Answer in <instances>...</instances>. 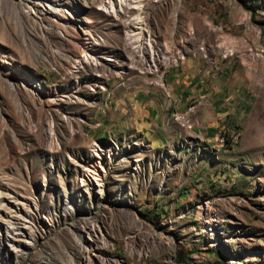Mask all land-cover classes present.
Returning <instances> with one entry per match:
<instances>
[{
    "label": "rangeland",
    "instance_id": "rangeland-1",
    "mask_svg": "<svg viewBox=\"0 0 264 264\" xmlns=\"http://www.w3.org/2000/svg\"><path fill=\"white\" fill-rule=\"evenodd\" d=\"M101 1L0 0V264H264V0H141L120 17ZM138 13L151 45L128 35ZM187 59L246 93L214 139L87 134L133 93L165 96L145 74ZM90 218L84 254L72 229Z\"/></svg>",
    "mask_w": 264,
    "mask_h": 264
},
{
    "label": "crops",
    "instance_id": "crops-1",
    "mask_svg": "<svg viewBox=\"0 0 264 264\" xmlns=\"http://www.w3.org/2000/svg\"><path fill=\"white\" fill-rule=\"evenodd\" d=\"M217 67L214 66V69ZM232 72L226 68L210 72L196 71L191 69V59H187L184 66L171 67L165 71V96L152 91L133 93L126 98L128 109L117 110L110 119L100 116L96 126L92 130L88 129L87 134L105 137L110 129L116 135H121L127 127L140 133L149 143L158 140L162 144L165 139L173 138L174 134L179 138L181 135L198 133L203 139H214L220 128L236 118L238 109H245L246 93L242 84L234 80L236 77ZM190 106H194V111L188 116H194L197 122L192 129H181L182 133L179 130L173 131L168 124L164 125L163 107L170 108L171 122L175 112L187 111ZM126 123L129 126L125 127ZM183 192L179 191L177 199L185 197L186 192L184 195ZM160 206L165 210V205Z\"/></svg>",
    "mask_w": 264,
    "mask_h": 264
},
{
    "label": "bare ground",
    "instance_id": "bare-ground-1",
    "mask_svg": "<svg viewBox=\"0 0 264 264\" xmlns=\"http://www.w3.org/2000/svg\"><path fill=\"white\" fill-rule=\"evenodd\" d=\"M5 1L9 2L10 0H3V2H5ZM140 3H141V0H108V1L107 0H102L100 5H101V7L103 8L104 11H111V12L114 13V15L116 17H118V16L120 17V11L121 10L124 11L127 8H139ZM134 20L136 21V24H137L135 28L138 29V30H135V28H134L135 31L129 32L128 35L131 38H135L137 40V42L139 41L140 42V46H142V44L144 43L143 41H147L151 45L150 34L149 33H145L144 26H143L145 19L142 18L141 13L136 14V16L134 17ZM201 50L203 51V48H201ZM139 51H140V49H139ZM184 58H185V55L181 51H177L176 54H173V60L176 63L182 61ZM153 59H155V58L153 57ZM150 71L149 72L151 74H157L159 72H162V70H159L158 68L153 69V71L152 70H150ZM156 86L162 87V85H156ZM193 111H194V106H190L189 109L186 111V116H188L189 113L193 112ZM171 121L173 123H175L179 128L182 129V123L178 122L176 112L172 115ZM217 142L222 143L223 142V136L220 135ZM83 170H84V174L82 176V179L86 182L87 188L91 189L92 186L90 184H92V183L90 182V179H89L90 176L88 177V175H87V174H89L88 172H90V170L88 168H84ZM90 175H91V177H93V179H95L93 174H90ZM94 181L97 182V180H94ZM95 188L97 189L96 192H98V193L102 191V187H101V185L99 183L96 184ZM92 200H93V198H92ZM72 230L74 231L75 236L77 238L76 241L80 244L79 245L80 248H81L80 252L84 253V254L88 253V249L90 248V246H89L88 240H87V238H85L84 234L91 235V232H93L95 230V219H91V218L90 219H85V221H83L81 226L78 225V224H75V226H74V228ZM28 234L30 235L29 232H28ZM9 242H11V245L13 247L14 246L16 247V245H14V243H16V241H14V239L12 237L9 238ZM21 246H23V245L21 244L20 247ZM27 246H28V244H27ZM23 250H26V245H25V247L23 246ZM81 253H80V255H81ZM81 258L82 257H80V259ZM67 260L69 262H71V263H76V259H75L74 256L69 255V257H67Z\"/></svg>",
    "mask_w": 264,
    "mask_h": 264
},
{
    "label": "built area",
    "instance_id": "built-area-1",
    "mask_svg": "<svg viewBox=\"0 0 264 264\" xmlns=\"http://www.w3.org/2000/svg\"><path fill=\"white\" fill-rule=\"evenodd\" d=\"M148 77V85H162L164 89L163 81V71L157 74H145ZM177 120L179 123H182V129L190 130L194 125H196V119L193 116H186V109L182 112H176Z\"/></svg>",
    "mask_w": 264,
    "mask_h": 264
},
{
    "label": "trees",
    "instance_id": "trees-1",
    "mask_svg": "<svg viewBox=\"0 0 264 264\" xmlns=\"http://www.w3.org/2000/svg\"><path fill=\"white\" fill-rule=\"evenodd\" d=\"M98 138H104V136H100V137H98ZM227 142V141H226ZM185 194V192H183V195ZM159 210H161L163 213H164V208L162 207V206H159ZM156 215H158V213H155ZM180 261L181 262H184V260L182 259H180Z\"/></svg>",
    "mask_w": 264,
    "mask_h": 264
}]
</instances>
